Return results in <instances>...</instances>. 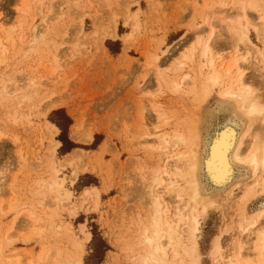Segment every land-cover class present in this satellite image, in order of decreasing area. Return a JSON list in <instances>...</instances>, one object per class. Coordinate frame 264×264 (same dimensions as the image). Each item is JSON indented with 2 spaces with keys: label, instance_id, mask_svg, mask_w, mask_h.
<instances>
[{
  "label": "rangeland",
  "instance_id": "rangeland-1",
  "mask_svg": "<svg viewBox=\"0 0 264 264\" xmlns=\"http://www.w3.org/2000/svg\"><path fill=\"white\" fill-rule=\"evenodd\" d=\"M42 1L46 2L44 8L40 6ZM232 3L233 0H0V39L8 47L6 54H0V92L4 85L10 91L27 94L32 78L37 86L28 106L33 114L31 120L26 119L29 123L15 125L8 119V105L0 100V239L9 236L10 227L15 228L11 241L3 242V250L8 243H13L14 248L0 254V262L14 251L21 264H48L52 259L65 263L76 254V240L83 242L87 234L91 241L85 264L133 262L137 255L133 252L137 251L135 242H139L137 223L149 212L154 195L164 191L156 171L167 168L173 155L190 152L188 147L174 150L170 146L161 154V138L167 136L171 142L176 135L191 137L200 116L192 88L177 84L186 75L203 76L204 62L197 59L194 66L178 71L177 59L195 39L208 38L214 28V48L228 60L234 53L233 39L226 32L227 17L236 13ZM27 8L31 10L24 22ZM139 10L136 25L134 17ZM253 18L250 22L255 24ZM44 21L50 30L42 31ZM38 31L46 40L35 44ZM132 32L131 45L126 46L123 39ZM107 33L117 37L105 39L108 56H101L98 41ZM250 38L262 48L252 31ZM180 40L186 45L174 46ZM241 49L247 50L243 46ZM245 68L247 82L264 91V67L256 54ZM217 99L214 93L204 113L217 104ZM47 105H59L60 109L43 117L42 110ZM77 117L91 137L83 135L82 142L74 139ZM46 121L58 128V124L63 126L54 138L60 144L57 163L81 151L84 153L79 154L82 161L78 169H95L80 173L73 183L76 167H67L63 177L67 179L66 188L73 193V205L69 204L79 209L83 190L96 188L101 191L96 210L95 206H85L74 217L69 209L56 207L54 196L40 189L42 181L50 180L53 162L45 157L53 145L44 134ZM104 144H108L107 152L94 161V153ZM248 183L249 179L244 189ZM104 185L107 192L103 191ZM242 196L240 190L235 200L222 195L218 207L203 220L199 236L202 264L237 263L238 245L244 239L243 214L251 215L264 204V197L251 205L252 201L244 204ZM44 213L56 214L53 229ZM44 222L49 229H43L47 226ZM218 240L223 257L214 256ZM114 242L119 247L113 246Z\"/></svg>",
  "mask_w": 264,
  "mask_h": 264
},
{
  "label": "bare ground",
  "instance_id": "bare-ground-1",
  "mask_svg": "<svg viewBox=\"0 0 264 264\" xmlns=\"http://www.w3.org/2000/svg\"><path fill=\"white\" fill-rule=\"evenodd\" d=\"M44 2H41V8L45 7ZM232 4L236 13L227 17L229 24L226 26V32L233 39L234 53L228 60L225 54L217 53L214 48L216 37L214 28L208 38L195 39L177 59L178 71L188 65L194 66L197 59L204 62L201 69L203 76L186 75L180 84H177V87L186 85L192 88V92L197 96L200 116L193 127L191 137L176 135L171 142L167 136L161 138L162 146L158 149L161 154L168 152L170 146L174 150L188 147L190 152L173 155L174 160L167 163V168H159L156 171L159 184L164 191L154 195L149 203V212L144 213L137 223V227L140 224L137 233L139 242L137 244L135 242L134 246L137 251L133 249L137 255L133 256V262L130 264H202L199 248L202 222L218 207L219 198L226 195L229 199L235 200L237 191L240 190L241 194L243 193L241 202L247 204L252 201L251 205L258 198L264 197V91L254 88L247 82L245 70L254 54L259 57L260 64L264 67V0H233ZM30 10L27 8L25 11L24 22ZM140 12V10L136 12L134 17L136 25ZM250 18L255 20V24L250 22ZM42 29L50 30L47 21H44ZM251 31L257 35L262 48L251 41ZM37 34L35 44L46 40V36L39 34V31ZM11 37L12 35L8 33V41L12 40ZM116 37L115 33H107L98 41V47L103 50L101 56H108L104 48L105 39ZM133 37L132 32L123 39L126 46L131 45ZM185 43L186 41L180 40L174 46H185ZM242 46L247 48L246 52L242 51ZM7 51L8 47L0 39V54H6ZM163 54L166 55L167 51ZM159 60L160 57L157 58V61ZM31 84L27 94H22L20 90L10 91L9 87L4 85L0 92V100L9 107L8 119L14 121L15 125L29 123L26 119L33 118L28 106L36 95L35 79L32 78ZM214 93L218 94L217 104L204 113V106ZM49 107L50 105H47L42 110L43 117L60 109L59 105H54L50 107L52 111H49ZM59 131L56 125L45 122L44 134L53 141L45 157L52 159L53 162L50 180L42 181L40 189L54 196L53 202L56 207H65L76 217L78 210L85 206L87 208L95 206V210L100 206L101 191L87 188L81 194L79 209L71 206L73 193L66 188L67 179L63 177L65 170L68 166L76 167L72 174L74 183L80 173L88 172V168L91 171L95 169L92 170L88 166L78 169L82 161L79 154L84 153L81 151L70 154L64 161H60L61 163L56 162L60 144L54 138ZM73 134L78 142H82L83 135L89 136L83 121L78 117ZM107 150L108 144H104L98 153H94L93 160L102 159ZM242 171L247 174L243 175ZM249 175L252 176L251 179ZM248 179L249 183L245 190L243 187ZM103 191L107 192L105 185ZM42 207L44 204L40 205V208ZM44 215L45 221L52 222L53 229L56 226L53 219L56 214ZM243 218L241 229L244 239L238 245L237 263L264 264V204L251 215L244 212ZM38 220L42 221L41 218ZM43 224L47 225L44 230L49 229L47 223ZM57 229L63 230L59 227ZM14 230L13 225L8 231L9 236H5L4 240L0 239V254L6 253L10 247L14 248L13 243H8L7 249L3 250V242L11 241L10 235ZM90 241L91 236L87 234L83 242L76 240L77 249L74 257L70 256L65 263L60 259H52L48 264H85L87 244ZM113 246L119 247L118 242H114ZM223 251L218 240L214 246V256L223 257ZM8 253L7 257L1 259L0 264H5L4 261L7 260L8 264H21L17 252ZM183 257L184 260H181ZM237 263L231 261V264Z\"/></svg>",
  "mask_w": 264,
  "mask_h": 264
},
{
  "label": "trees",
  "instance_id": "trees-1",
  "mask_svg": "<svg viewBox=\"0 0 264 264\" xmlns=\"http://www.w3.org/2000/svg\"><path fill=\"white\" fill-rule=\"evenodd\" d=\"M66 121L69 123V126H70L71 125L70 119L69 118H66ZM58 126H59V128H62V130H63V126L62 125L58 124Z\"/></svg>",
  "mask_w": 264,
  "mask_h": 264
}]
</instances>
